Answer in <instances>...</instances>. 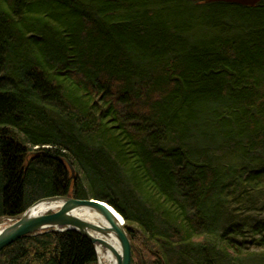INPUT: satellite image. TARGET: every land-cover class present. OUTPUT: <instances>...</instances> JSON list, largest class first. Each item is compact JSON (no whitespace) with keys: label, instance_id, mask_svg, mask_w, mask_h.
<instances>
[{"label":"trees","instance_id":"trees-1","mask_svg":"<svg viewBox=\"0 0 264 264\" xmlns=\"http://www.w3.org/2000/svg\"><path fill=\"white\" fill-rule=\"evenodd\" d=\"M54 195L110 204L138 264L264 250V0H0V218ZM36 261L97 256L74 231L0 250Z\"/></svg>","mask_w":264,"mask_h":264},{"label":"water","instance_id":"water-1","mask_svg":"<svg viewBox=\"0 0 264 264\" xmlns=\"http://www.w3.org/2000/svg\"><path fill=\"white\" fill-rule=\"evenodd\" d=\"M241 4H253L257 0H221ZM67 166L70 176L73 177L74 170L69 162ZM57 203L58 208L54 211L37 213L35 208L41 203ZM76 210L86 211V214L102 217L107 225L96 223L84 217ZM119 215V216H117ZM118 217L124 218L110 204L95 199H78L67 195H54L42 197L29 206L20 214L13 217H2L9 221L0 228V250L15 240L26 235L40 234L47 231H74L88 241L95 248L96 245L107 247L114 256V264H131V244L124 225H120ZM115 238L120 252L110 247L105 239ZM97 252V251H96Z\"/></svg>","mask_w":264,"mask_h":264},{"label":"bare ground","instance_id":"bare-ground-1","mask_svg":"<svg viewBox=\"0 0 264 264\" xmlns=\"http://www.w3.org/2000/svg\"><path fill=\"white\" fill-rule=\"evenodd\" d=\"M256 2H254L253 4H255ZM57 208H58V204L54 203V202L41 203L35 208V212H37V213H42L44 211L49 212V211H54ZM85 212L86 211L76 210L75 214L82 213V214H78V215H80V216L83 215L87 219L94 221L98 224L101 223L103 225H107V223L105 222V220L102 217L96 216V215L92 216V214L89 215V214H86ZM117 216H119V215H117ZM118 221H119L120 225H124V223H125V221H123L122 218H120V217H118ZM1 227L2 226H0V228ZM105 241L110 247L114 248L115 251L117 250L118 252H120L119 245H118L117 240L115 238H112V237L106 238ZM95 247H96V251L98 254V258H99V264H114V262H115L114 256H113V254L109 248L99 246V245H96Z\"/></svg>","mask_w":264,"mask_h":264},{"label":"rangeland","instance_id":"rangeland-1","mask_svg":"<svg viewBox=\"0 0 264 264\" xmlns=\"http://www.w3.org/2000/svg\"><path fill=\"white\" fill-rule=\"evenodd\" d=\"M8 222L9 221H7L6 219L0 218V226H4ZM96 256H97L96 264H99V258L97 252H96ZM140 257H141L140 252L136 248L133 252V248L131 245V264H138V260ZM33 264H39V263L36 261L33 262ZM243 264H264V250L262 249L253 250L249 255H247V257H245Z\"/></svg>","mask_w":264,"mask_h":264}]
</instances>
